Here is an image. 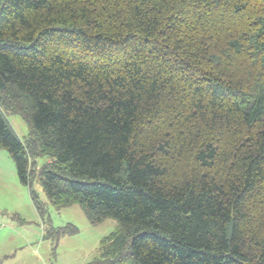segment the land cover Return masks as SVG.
Masks as SVG:
<instances>
[{"label":"trees","instance_id":"trees-1","mask_svg":"<svg viewBox=\"0 0 264 264\" xmlns=\"http://www.w3.org/2000/svg\"><path fill=\"white\" fill-rule=\"evenodd\" d=\"M0 150L88 264H264V0H0Z\"/></svg>","mask_w":264,"mask_h":264},{"label":"rangeland","instance_id":"rangeland-1","mask_svg":"<svg viewBox=\"0 0 264 264\" xmlns=\"http://www.w3.org/2000/svg\"><path fill=\"white\" fill-rule=\"evenodd\" d=\"M7 117L17 135L26 139L27 123L16 114ZM47 162L42 159L39 165ZM34 188L46 209L43 219L28 187L20 182L11 155L0 150V264H88L98 257L102 240L117 229L118 222L111 218L92 225L79 205L57 209L40 184ZM45 220L53 228L76 232L55 240Z\"/></svg>","mask_w":264,"mask_h":264},{"label":"crops","instance_id":"crops-1","mask_svg":"<svg viewBox=\"0 0 264 264\" xmlns=\"http://www.w3.org/2000/svg\"><path fill=\"white\" fill-rule=\"evenodd\" d=\"M11 256H12V255H10L9 257H11ZM16 256H17V255H16ZM16 256H15V257H16ZM3 258H6V257H3ZM4 260H6V259H4Z\"/></svg>","mask_w":264,"mask_h":264}]
</instances>
